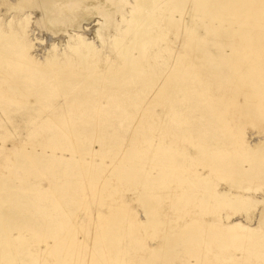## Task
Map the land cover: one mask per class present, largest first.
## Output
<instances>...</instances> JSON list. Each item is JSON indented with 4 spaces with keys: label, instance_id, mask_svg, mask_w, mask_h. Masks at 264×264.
<instances>
[{
    "label": "rangeland",
    "instance_id": "1",
    "mask_svg": "<svg viewBox=\"0 0 264 264\" xmlns=\"http://www.w3.org/2000/svg\"><path fill=\"white\" fill-rule=\"evenodd\" d=\"M195 3L189 1L188 6L175 14V25L159 32H165V40L159 36L151 39L147 62L154 72L161 73L172 67L173 57L180 52L185 57H196L198 72L184 71L168 85L164 99L154 97L156 89L162 91L158 89L161 85L151 92L150 85L140 82H132L128 93L119 99L124 103L130 99L152 101L150 114L114 106L98 117L74 115L76 137L71 138L52 127V122L66 116L54 113L33 117L24 107L10 109L1 100L0 175L7 176H0V191L4 189L9 213L23 212L14 223L28 233L25 241L32 248L37 241L47 239V227L50 232L59 231L65 224L68 237L78 239L81 255L96 247L97 234L103 230L117 234L112 242L120 257L113 264H264V259L255 256L240 258L244 251L239 248L196 246V223L189 222L199 215L204 219L215 215L220 218L217 222L242 218L244 224L254 227L257 223L251 222L253 219L245 220L248 207L241 205L262 200L260 194L264 193V181L256 180L259 176L264 178V118L246 95L249 85L246 88L237 83L232 73L221 68L216 61L219 58L200 55L187 45L192 33L207 34L206 40L209 39L210 49L217 57L223 48L231 52L228 39L224 38L223 43L216 41L222 39L225 30L219 27L208 31L211 23L219 26L220 19L213 21L208 14L210 10L203 11ZM4 7L0 4L1 9ZM97 21H101L99 17H92L84 23L87 26L92 22L88 26L91 28ZM229 26L224 22L223 29ZM234 27L239 33V25ZM37 30V38L43 37L48 42L50 31ZM155 30L152 32L156 33ZM96 87L111 92L99 83ZM61 99L60 95H54L42 101L59 106L64 102ZM105 99L101 98L102 104ZM180 133L187 136L184 138ZM28 152L30 156L39 155L30 159ZM54 199L65 210L55 211L54 217L59 221L53 217L50 222L37 225L42 235L37 230L29 232L27 218L31 214L46 218L50 212L46 215L45 212L54 206ZM230 200H234L233 206ZM206 203L216 207L213 205L211 212L209 209L207 213L201 212ZM258 208L250 206V214L262 212ZM261 226L264 227V222ZM15 228L10 234L18 232ZM184 236L192 245L186 239L185 242ZM186 243L191 247L187 248ZM12 248L8 249L15 257H1L0 264H33L32 255ZM228 253L240 259L223 257ZM41 261L54 264L52 255L42 256L37 263Z\"/></svg>",
    "mask_w": 264,
    "mask_h": 264
},
{
    "label": "bare ground",
    "instance_id": "2",
    "mask_svg": "<svg viewBox=\"0 0 264 264\" xmlns=\"http://www.w3.org/2000/svg\"><path fill=\"white\" fill-rule=\"evenodd\" d=\"M189 1L191 0H0V4L5 5L3 9L0 8V102L3 100L7 104L4 106L10 109H12L11 106L16 109L24 107V110L33 117L43 114L52 116L55 115L54 113L66 116L67 118L52 122V127L57 128L60 135L71 138L76 137L72 120L74 115L91 114L98 117L104 115L103 113H109V107L114 106L128 111L136 109L138 112L142 111L143 115L150 114L151 111L153 112L152 101L151 103L138 102L139 100L130 99L131 102L124 103L119 99L128 93V87L132 82L150 85L151 92L161 85L158 89L162 91L156 89L154 97L158 95L164 99L168 92V85L179 79L184 71L193 74L198 72L196 57H185L180 52L173 55L172 67L161 73L154 72L156 70L152 69L147 62V57L150 56L148 45L151 44V39L159 36L165 40V28L175 25V14L180 12ZM195 1V7H201L203 11L207 8L210 10L208 14L212 15L213 21L216 20L215 18L220 19L219 26L211 23L208 31L218 30L219 27L225 30L222 39L216 41L223 43L224 38L228 39L231 52L227 53L229 50L223 48L217 57L210 49L209 39L206 40L207 34L192 33L189 41H186L187 45L197 50L200 55L208 56L210 59L219 58L216 61L221 68L232 73L231 77L237 83L243 87L249 85L250 88L246 87V95L253 100L264 118V0ZM117 12L121 13L118 15ZM92 17L96 19L99 17L101 21L93 23V27L88 28L92 22H88L87 26L84 22L91 21ZM32 18L35 20L31 27ZM224 22L230 24L229 28L223 29ZM37 24L42 26L39 27ZM60 24L63 25L58 26ZM234 24L239 25V33L235 32ZM37 29L50 31L46 37L48 42L45 43L43 37L40 40L37 38ZM105 29L106 32L103 31ZM154 29L156 33L152 32ZM160 31L165 32L159 34ZM37 39L39 47L35 43ZM96 76L97 78L90 79ZM97 83L109 88L111 92L104 91L101 87L97 88ZM57 89H60V94H57ZM54 95H60L62 101L64 99L63 105L58 106L49 101L48 103L42 101ZM31 96L34 99H31ZM102 97L106 98L104 104L101 103ZM130 105H134L135 108H130ZM180 134L184 138L187 136ZM27 155L30 156L29 152ZM37 155L39 154H33L30 159H34ZM0 176L7 175L3 173ZM256 180L260 182L264 181V178L259 176ZM2 190L0 191V258L15 257V254L12 255L9 250L14 246L16 249L20 248L19 252L32 255L33 264H38L42 256L50 255L53 257L54 264L119 262L120 252L114 251L115 246L112 242L114 235L117 234L105 230L97 234L96 247L90 248L88 253L86 249L83 251V253L86 252L84 255H81V252L79 254L81 250L78 251V248L81 247H77L78 239L72 240L68 237L65 224L59 231L54 229L50 232L51 228L47 227L45 231H49L48 234L45 233L47 239L37 241L32 248L25 241L29 238L28 233L23 232L25 230L14 223V219L23 212L11 210L9 213L7 211L8 199ZM260 199L262 200L256 203L249 202L241 205L248 207V211H245V220L253 219L251 222L257 223L254 227L244 224L242 218L226 223L217 222L220 218L215 215L210 219H204L199 215L196 219L189 221L191 224L196 223V246L206 244L210 245L209 248L234 247L244 251L240 258L255 256L264 259V227L261 226L264 222V193L260 194ZM233 201H229L231 206L234 205ZM52 202L54 206L50 211L45 212V215L48 212L50 214L43 220L35 214L27 218L31 229V231L28 230L29 232L33 233L32 230H37V225L50 222L55 211L60 209L65 211L58 199ZM236 203L238 202L235 201ZM213 205L206 203L201 212L207 209L211 212ZM250 206L255 209L258 206L262 212L250 214ZM231 211L229 214L233 212L235 215V212ZM62 217L64 218L63 215ZM78 221L81 223L83 220L81 218ZM103 226L102 224L101 227ZM13 228L18 230L16 234H10ZM36 233L42 235L41 231L37 230ZM186 238L184 236L183 239ZM189 245L186 243V247ZM223 257L235 261L240 259L233 253ZM39 264H47V262L41 261Z\"/></svg>",
    "mask_w": 264,
    "mask_h": 264
}]
</instances>
